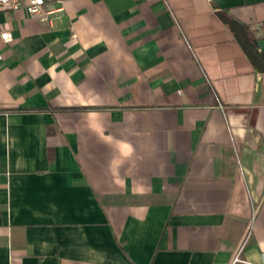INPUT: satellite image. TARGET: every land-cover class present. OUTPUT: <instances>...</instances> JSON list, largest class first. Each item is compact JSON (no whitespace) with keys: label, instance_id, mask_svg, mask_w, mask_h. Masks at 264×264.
Here are the masks:
<instances>
[{"label":"crops","instance_id":"0c3cea01","mask_svg":"<svg viewBox=\"0 0 264 264\" xmlns=\"http://www.w3.org/2000/svg\"><path fill=\"white\" fill-rule=\"evenodd\" d=\"M217 10L264 38V0L0 9V264L261 263L264 70Z\"/></svg>","mask_w":264,"mask_h":264},{"label":"trees","instance_id":"16d2710c","mask_svg":"<svg viewBox=\"0 0 264 264\" xmlns=\"http://www.w3.org/2000/svg\"><path fill=\"white\" fill-rule=\"evenodd\" d=\"M216 15L230 30L254 70L263 71L264 49H258L255 43L256 38L252 36L250 26L234 19L222 10H217Z\"/></svg>","mask_w":264,"mask_h":264},{"label":"built area","instance_id":"2783aa9c","mask_svg":"<svg viewBox=\"0 0 264 264\" xmlns=\"http://www.w3.org/2000/svg\"><path fill=\"white\" fill-rule=\"evenodd\" d=\"M62 0H0V9L2 10H22L27 16L35 17L40 20L47 18L48 4L56 3L61 4ZM11 38V34L8 30L0 31V39L2 41H8ZM237 263V258L234 256L230 261V264ZM243 264H250L243 262ZM260 264H264V255Z\"/></svg>","mask_w":264,"mask_h":264},{"label":"water","instance_id":"95a60500","mask_svg":"<svg viewBox=\"0 0 264 264\" xmlns=\"http://www.w3.org/2000/svg\"><path fill=\"white\" fill-rule=\"evenodd\" d=\"M255 43L259 49H264V38L256 39Z\"/></svg>","mask_w":264,"mask_h":264}]
</instances>
